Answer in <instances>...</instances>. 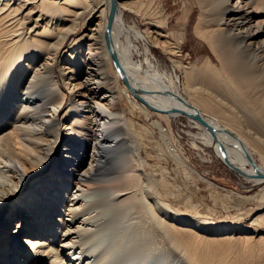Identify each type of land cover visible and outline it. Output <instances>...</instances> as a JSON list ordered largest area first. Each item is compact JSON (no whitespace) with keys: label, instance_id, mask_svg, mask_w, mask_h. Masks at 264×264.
<instances>
[{"label":"bare ground","instance_id":"6f19581e","mask_svg":"<svg viewBox=\"0 0 264 264\" xmlns=\"http://www.w3.org/2000/svg\"><path fill=\"white\" fill-rule=\"evenodd\" d=\"M117 1L108 39L111 0H0V264H264V233L189 218L161 197L169 183L147 172L145 138L122 106L200 114L209 126L193 117L199 138L216 157L263 184L239 141L264 169V0H196L193 31L211 54L193 63L185 32L141 26L150 1Z\"/></svg>","mask_w":264,"mask_h":264},{"label":"rangeland","instance_id":"374dc122","mask_svg":"<svg viewBox=\"0 0 264 264\" xmlns=\"http://www.w3.org/2000/svg\"><path fill=\"white\" fill-rule=\"evenodd\" d=\"M148 1H150L148 12L150 18L148 17V21L141 22L142 27L146 23L160 26L167 23L166 26H163V30L172 32L173 35H176L177 32H185L186 40L182 48V55L188 57L185 58L186 63H193L196 59L201 60L204 56L211 54L209 46L202 39L196 37L193 31L199 13L196 0ZM124 18L129 24L139 21V18L130 11L124 12ZM88 27L90 24L86 21L76 35L82 34ZM153 52L159 70L168 74L173 73L175 77L169 57L160 48H154ZM135 58L140 59L141 57L136 56ZM176 74L180 75L179 72ZM142 93L143 90L137 87L135 94L139 96ZM122 106L126 110V116L134 121L136 130L144 136L142 139L145 138L141 153L149 163L146 167L147 172L158 179L165 176L169 183L165 189L158 188L165 201L189 218L210 220L215 225L223 224L224 227L239 224V226H245L249 231L257 230V232L264 233V183L255 184L253 179L250 180L244 176L240 179L231 167L218 159L213 149L199 138L201 130L191 113H184L168 119L164 113L152 111L147 117L144 112L133 108L125 98L122 99ZM154 121H159L167 130L170 142L175 148H180L188 166L180 165L181 163L179 164L173 155L166 151L161 140L160 130L156 125H153ZM61 148L62 145L59 146L55 158L58 157ZM162 150L163 153H161ZM253 154L256 163L260 164L263 159L261 154L254 150ZM50 169L48 167L46 170ZM46 170L36 174L24 184L22 191L6 205L4 215L17 201V198L31 191L33 179L37 175L46 173ZM155 191L156 189L150 190L151 193L154 192L153 195L157 194ZM6 235L5 233V238ZM158 257L166 259L164 255Z\"/></svg>","mask_w":264,"mask_h":264},{"label":"water","instance_id":"95a60500","mask_svg":"<svg viewBox=\"0 0 264 264\" xmlns=\"http://www.w3.org/2000/svg\"><path fill=\"white\" fill-rule=\"evenodd\" d=\"M117 7H118V1H117V0H111V4H110V11H111V13H110V16H109V24H108V39H109V30H110V28H111L112 25H113V21H114V17H115V13H116ZM192 116H193L195 119H197L200 123H202L205 127L209 126V123L205 122V121L203 120V118L200 116V114H198V113H193ZM221 131H223V132H225L226 134H228L229 136L235 138V135L232 134V132H230L229 130H227V129H223V130H221ZM239 142H240L241 147L244 149V151H245V155H246L247 159L249 160L250 165L254 168L256 174H257L258 176L264 178V169H262V168H260V167L258 166V164L255 162V160H253V158H252V157L249 155V153L247 152V150H246L244 144H243L241 141H239Z\"/></svg>","mask_w":264,"mask_h":264}]
</instances>
